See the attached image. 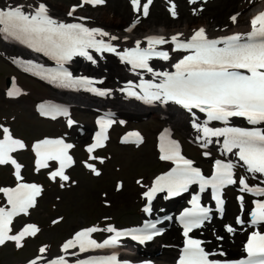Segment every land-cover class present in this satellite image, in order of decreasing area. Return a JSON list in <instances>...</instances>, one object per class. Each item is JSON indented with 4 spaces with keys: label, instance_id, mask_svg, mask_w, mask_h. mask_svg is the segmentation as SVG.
<instances>
[{
    "label": "snow or ice",
    "instance_id": "1",
    "mask_svg": "<svg viewBox=\"0 0 264 264\" xmlns=\"http://www.w3.org/2000/svg\"><path fill=\"white\" fill-rule=\"evenodd\" d=\"M198 0H190V3H197ZM105 0H81L80 5H74L68 12L73 16L78 7L83 4L92 6L103 5ZM135 12H141L144 17L149 15V6L152 0H147L141 6V0H131ZM195 12V10H194ZM171 15L177 16L175 5L172 6ZM87 19V18H82ZM233 22L236 16L231 17ZM0 34L4 39H13L36 52L56 61L59 65L56 69H46L43 65L29 63L28 71L40 76L42 79L56 84L59 87L75 90H85L98 96L105 97L110 94L109 90H103L95 85L94 79L74 76L65 64L72 61L74 57H85L88 61L95 63L90 50L97 53H114L121 61L131 65L133 70L141 69L152 73L159 78V82L147 80L141 82L136 91L131 86L125 91L129 97H135L145 103L174 102L193 114V126L202 133L205 143L210 142L211 137H224V149L232 152L239 149V159L247 166L250 173L264 174V129L240 128V127H209L212 121H220L225 125L229 124L232 117H244L252 125L264 123V12L258 14L251 20V31L246 34H232L221 38H210L206 29L201 27L194 33L181 40L179 35L171 36L170 40L163 36H151L147 38V47H141V41H137L135 47L118 51L112 41L119 37L103 31L99 28H89L82 23H63L52 18L45 3L36 5L34 10L26 11L24 6L18 5L0 9ZM129 31L132 28L128 29ZM182 35V34H180ZM99 37V38H98ZM107 37L106 41L103 39ZM166 43L174 45L173 51L187 53L173 66L175 72H157L150 66L152 59H171L166 50H158L157 46ZM246 70L248 74L242 72ZM102 83V81H99ZM9 97L19 94L17 89L8 91ZM206 114V120L198 123L193 112ZM42 114L56 118L58 115L68 116L66 109L54 105H41ZM69 126L73 121L68 119ZM114 123L112 119H101L100 130L95 134V142L87 147L89 153L104 146L107 140L106 130ZM5 135L0 139V165L13 164L16 168L17 177L20 176V165L10 155L17 148L23 149L25 145L18 139H13L9 129H3ZM135 140H129L128 136L123 142L138 143L139 133H132ZM74 145L66 143L63 139H45L34 145L35 153L39 158L36 161L38 168L49 167V161L58 162V169L50 173L53 181L59 178L68 182L70 176L66 169L74 164L73 157L69 150ZM160 151L161 159L172 161L175 167L166 175L158 177L152 187H148L142 193L146 199V206L143 211L148 215L152 214V202L158 193H166V199L181 196L188 193L193 185L198 186V193L192 194L190 208L183 210L179 222L183 227V236L186 237L184 255L179 264H221L218 260L209 259L212 253L206 252L202 247V241L190 237L195 229H200L206 221L211 219L213 209L201 204V194L211 189L212 199L215 201L216 210L221 215L224 212L225 201L222 198V190L229 185L239 183L241 191L252 192L254 195L264 197V187L252 188L247 181L234 178L233 164L221 160L215 162V173L211 178H206L202 171L193 166V161L186 159L180 151V146L173 140L161 136ZM95 161L97 157H90ZM101 162L102 158H101ZM86 167L95 175L101 173L94 163H87ZM22 179V177H21ZM64 186L63 184L61 185ZM7 198L10 209L0 207V245L7 241L20 242L25 236H34L39 229L34 225H27L19 234H10L13 217L21 213H27L35 206L36 199L42 193L41 187L35 184H20L15 188L0 189ZM243 207L244 197H238ZM163 211V210H162ZM251 223L253 225L264 224V200L255 201V210L251 212ZM164 219H172L165 217ZM238 223L244 221L238 217ZM158 222H146L142 229L118 230L114 226L105 229L89 227L75 233L74 238L69 239L63 248L65 251L72 248H79L80 252L89 251L94 248L117 247L122 238H131L140 244L151 241L155 236L161 235L162 231L157 228ZM226 231L233 233L235 229L231 225H225ZM97 231L112 233L102 243L91 238ZM223 239V237H219ZM41 253L45 251L41 248ZM247 258L231 264H264V234L253 231L247 241ZM223 255V253H221ZM31 264H37L32 261ZM50 264H68L64 258H58ZM79 264H121L117 255H110L100 260H81Z\"/></svg>",
    "mask_w": 264,
    "mask_h": 264
},
{
    "label": "rangeland",
    "instance_id": "2",
    "mask_svg": "<svg viewBox=\"0 0 264 264\" xmlns=\"http://www.w3.org/2000/svg\"><path fill=\"white\" fill-rule=\"evenodd\" d=\"M47 1H50V3L53 2L52 0ZM218 1L219 0H215L209 3L204 13L209 15V10L216 5ZM108 2H110V0H108ZM124 2H126V0H124ZM63 6H60L61 9L66 8V3H63ZM233 9L234 7L231 8V10ZM91 10L100 13L107 20L112 19V15H114L109 3ZM229 12L230 10H228L226 14ZM162 13L165 19L168 20L164 11H162ZM240 17H242V15ZM150 20L151 17L147 20H143L142 23L149 24ZM125 22L126 19L119 24L117 28H121ZM11 72H14V69L0 57V121H9L13 124L16 133L27 139L39 136L42 133L59 132V122L40 119L33 110L32 104L36 98L50 96L52 94L47 87L20 76L19 81L29 89L30 93L16 100L4 98L3 87L5 86L6 77ZM74 98L87 100V97L79 94L74 95ZM86 111L90 119L92 112ZM79 115L83 120H86V117L83 116L85 114L82 111H80ZM148 115H150L148 120H144L147 114L139 115L138 118L131 119V124H138L145 130L148 137L146 143L140 148L133 149L131 146H120L114 141H111L107 147V150L110 151V157L107 158L104 164V170L98 177L91 176L82 170L79 165H76L71 169L73 177L67 183L44 184L45 190L40 198L38 206L32 211L30 217L25 218L35 219L41 224L42 230L40 234L35 240L26 242L24 247L20 250H15L10 244L1 247L0 264H12L23 261L35 252L38 241L47 243L50 252L56 251L57 243L64 235L68 234L70 230L76 226L93 221L99 214L103 215L111 212L113 219L116 220L118 224L137 221L139 217L137 192L140 188L136 187L134 184V177L144 175L148 178L153 172L164 166L157 162L155 151L152 147L153 131L161 122L159 120L156 122L157 119L152 117L155 115L154 113ZM176 132L181 135L180 128H177ZM75 151L79 153L78 148L75 149ZM103 152H106V150ZM21 155L25 161L29 160L28 153ZM5 173L7 175H4ZM25 173L32 178L40 179L41 177L40 175H35L30 172L27 166L25 167ZM7 177L8 170L0 168V183L7 182ZM117 177L123 179L124 186L121 191L114 192L112 190V184ZM62 184L64 185L63 187L61 186ZM101 191L106 192V199L111 200V205L106 206L102 203L103 197L100 194ZM123 193L127 194V196H122ZM230 203L232 204L231 201ZM56 214H63L64 216L59 223L52 224L50 219ZM234 237L240 240L239 234ZM160 239L163 240V236L158 240ZM28 245H31L33 249L30 248L29 250ZM165 250L164 253H171L172 251L171 249ZM157 255L159 256L160 253Z\"/></svg>",
    "mask_w": 264,
    "mask_h": 264
},
{
    "label": "bare ground",
    "instance_id": "3",
    "mask_svg": "<svg viewBox=\"0 0 264 264\" xmlns=\"http://www.w3.org/2000/svg\"><path fill=\"white\" fill-rule=\"evenodd\" d=\"M179 4H180L179 10L181 11V15L178 17V20L176 22L170 23L169 20L165 19V16L163 15L162 10H161L160 2L157 1L155 3V8L152 11V18L150 20V23L145 24L143 26H140L139 29L137 30V33L143 34V30H145V29H161V30L167 31V30L179 29L185 25L190 26L189 23L194 22L198 17L190 15L186 11L184 1L181 0V3H179ZM51 5H52L53 10L57 14L61 13L60 4H54L52 2ZM109 6H110L112 12L114 13V15H112V17H113L112 19L107 20L100 13H96L93 11L88 12L87 15H90L92 17L93 22L98 23V20L99 21L101 20L102 21L101 23L108 28L117 27L119 24H121L123 21H125V19H129V17L131 16V12L129 11V7H128L127 3L124 2V0H110ZM232 7H234L235 10L240 9L242 11L241 14L239 15L237 24L232 27V28H239L243 23L242 17H240V16L250 12V10L254 8V3H251L248 0H245V1L244 0H219L216 3V5L211 7V9L209 10L210 13L215 16V18H218V17L221 18V20H218L215 23L210 24V26H212V29H213L214 25H218L220 27V26H224L225 23H228L227 20L225 21V19H226L225 13L228 10H231ZM200 22L208 23V21H205L204 19ZM153 24H155V25H153ZM206 26H208V25H206ZM215 33H219V30L217 29L215 31ZM104 66L108 67V79L113 81L114 76L117 75L118 73L116 72V70H112L113 68L110 66V64L108 62H106ZM72 97H74V95ZM126 104L139 107L138 105L130 103V102H126ZM169 113H170L169 119L173 122V124H176V125L184 128V124L186 123V120H187L186 115L174 107H171L169 109ZM184 130L187 131V129H185V128H184ZM122 196H127V194L123 193ZM162 235L163 236L165 235L167 240H162L154 248L152 246H150L148 251H147L148 253H150L152 255L154 262L156 260L155 258H161L162 257L161 255L158 256L157 255L158 253L156 254V250L158 248L159 249L164 248L165 247V245H164L165 241L169 240L172 242H176L179 235H181V232H180V229L177 227H169L165 232L162 233ZM200 236L203 239V241L206 243V245L210 246V243H209L207 237L204 234H201ZM158 245H159V247H158ZM223 248H225L226 250H229V249H231V244L227 243L226 245L223 246ZM154 256H155V258H154ZM159 260H161V259H159Z\"/></svg>",
    "mask_w": 264,
    "mask_h": 264
}]
</instances>
